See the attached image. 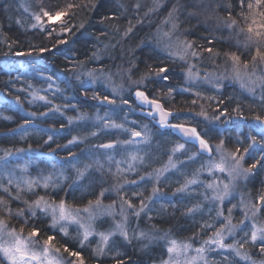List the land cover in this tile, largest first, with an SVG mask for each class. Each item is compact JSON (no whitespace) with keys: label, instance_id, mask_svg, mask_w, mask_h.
Wrapping results in <instances>:
<instances>
[{"label":"trees","instance_id":"1","mask_svg":"<svg viewBox=\"0 0 264 264\" xmlns=\"http://www.w3.org/2000/svg\"><path fill=\"white\" fill-rule=\"evenodd\" d=\"M129 1L131 0L125 4L121 0H45L49 9H58L53 12L65 10L66 14L63 15L64 20L58 23L49 24L47 19L45 23H39L40 27L36 28L30 27L32 23H35L33 20L20 13L21 9L17 5V1L0 0V159H2L0 160V185L8 186L12 195L17 193L14 182L12 185H8V180L2 176V173L4 172L7 176L5 173L7 172L14 181L17 175L12 169H16L17 164L21 166L22 162L19 164L17 161L3 157L6 156V152H10V156H12L17 154L18 149H23L22 152L35 150L45 155L36 164H34L35 161L27 158L34 165L27 175L28 178L32 177L35 181L38 176H42L41 174L55 178L58 170H61L66 177L65 181L48 183L47 188L38 184L33 191H28L25 188L24 191L20 192V197L23 200L31 202L38 196H44L50 202L58 203L63 199L70 208L83 209L88 206L89 201L94 203L100 198L101 191L105 190V185L96 182V177L100 178L101 169L103 173H106L105 178L107 180L109 178L117 183L131 184L124 194V201H130L132 205H140L142 201L152 196L153 185L151 182L145 181L143 183L146 185L136 186L133 185V182L150 173L159 164L160 158L168 161L170 159L169 153L171 151L163 143L157 127L148 125L146 119L137 117L132 111V102H128L126 97L116 104L119 109L124 106L125 110H122V113L107 112L108 116L102 123L106 125L107 129L95 137L91 136L96 132V127L93 129L90 125L81 126V123L77 126L74 121L77 120L74 118L76 116L67 110V106L81 102L89 109L83 115H94L99 107L98 98L108 97L110 100L105 87L77 85L74 84L72 77L93 59L95 55L93 52L94 42L101 30L113 32L122 40L124 37H128V41L124 43L125 47L134 51L136 56L139 55L135 75L143 74L145 76L146 73H150L146 77L153 76V79L150 80L154 81L148 80L150 82L146 85L152 96L148 95L153 99L162 101L168 110L180 112V115L175 118L176 123H180L179 118L182 116L188 114L197 116L203 110L212 117L225 118L224 122L227 128L223 138L227 140V144L232 145L231 148L234 150L239 148L240 153L244 152V148L249 147V138L252 139V137L256 138L257 144L264 146L262 143L264 134H258L253 126L251 127L252 132L249 134L247 126L257 116L264 119V106L254 102H246L239 95L232 96L228 93L227 88L221 94L213 95L199 90L188 93L180 92L179 90L183 89L185 66L179 62L182 65L180 68L179 63L177 64L156 47L154 25L159 26L162 18L148 13L140 6L130 5ZM182 2L189 1L169 0L167 4H177V11L173 12L172 10L170 13L172 16H177L179 20L183 19L185 14L197 16L192 28L185 32L189 34L186 39L192 43L191 52L201 56L211 70L230 59L226 53L236 52L241 56L242 61L251 60L254 49L247 56L242 49L236 48L233 42L229 40L230 34L227 31L225 35L219 34L215 38L209 37L211 36L209 31L215 28L219 15L227 14L225 11L228 10L226 9L227 6H230L232 9L230 12L234 15L238 10L237 17L240 19L238 22L240 26H243L244 20L239 15L241 12L240 0H192L193 5L190 8L185 7ZM246 4L247 0H245V12L247 11ZM68 5H73V7L68 8ZM141 10L145 11V16L136 17V14ZM34 11L37 12L35 7ZM79 21H83L85 24V32L82 35L78 33L80 30ZM145 28L149 29L151 34L149 40L141 44L142 39L134 40L133 38L137 32L143 31ZM232 36L230 35V37ZM209 48L212 49L211 52L207 51ZM41 49L45 50L40 51ZM70 52L73 53V56L68 55ZM17 53H23V55H17ZM84 61L86 62L84 63ZM97 67L104 73L109 72L104 62H99ZM160 67L167 69V72L162 75H167L168 80H163L155 74V69ZM124 83L126 85L125 81ZM169 88L173 89L170 95L168 94ZM57 92L58 97L55 96ZM122 101H127V103ZM194 101L195 103H193ZM57 109L59 110L57 111ZM126 111L134 116L138 122L137 127L133 128L125 124ZM245 120L248 123H245ZM112 122L124 125L128 133H131L130 130L136 131L147 126L150 137L143 144L137 146L121 144L124 139L128 138V134L113 129ZM99 125L96 123L97 127ZM197 128L201 130L203 137L208 138L210 142L212 141L213 135H209L212 133L208 126L198 124ZM213 131L216 129L213 128ZM76 135L82 136L83 141H79L75 137ZM73 137L77 141H73ZM70 141L73 142L69 143ZM109 141L116 142L118 147L113 151H103L99 146ZM262 150L260 149L252 155L251 162L247 166L250 168L254 161L258 170H252L243 197L244 201L247 199L256 205L259 209V216L264 222V202L259 200V196L264 194V157H262ZM70 151L71 153L68 155ZM110 154H116L118 159H131L135 155L140 160L137 164L140 169L138 168L134 175L128 174L126 171L116 172V161L112 162L108 158ZM70 156L74 158V161L68 160ZM199 159L205 161L201 157ZM203 167L205 166L203 165ZM203 167L202 169H204ZM78 169L84 171V179L81 182H78L81 177ZM179 169H187L191 173L196 168L183 162ZM170 175L172 178L170 183L159 186L164 194H160L159 198L150 201L147 212L141 219V224L147 228L170 230L180 240L195 239L201 235L205 237L214 236L216 228L203 212L198 215L191 214V218L186 216L185 213H189L188 205L192 202L191 198L177 191L183 185V183L177 184L178 173L172 172ZM20 177L24 180L22 173ZM89 177L94 178L92 186L87 185ZM0 195L9 200L14 207H17L14 200L3 191L1 192V189ZM102 201L105 202V198ZM227 206L236 210L232 214L233 223L240 224L243 216L239 207L241 206L239 200L233 198ZM10 207L12 206L10 205ZM11 219L8 220V224L17 230L22 226L24 219L28 220L24 234L32 226L39 228L40 236L37 239H46L48 235H55L54 243L57 247L64 249V246H67L70 251H80L85 264H118V261H122L123 264H157L153 260L147 262L139 257V251L134 250L138 249L131 248L130 245L123 246L122 251L117 254L104 256L97 255L93 243L88 242L83 248H79V238L73 235L65 237L60 232L49 231L51 228L49 219L42 214H37L35 218L25 214V217H13ZM172 223H174L173 227L171 226ZM207 225L210 228L205 231ZM246 227L248 224H243V231ZM213 229V232H208ZM246 249L251 252L253 260L264 259V254L259 253L260 246L258 244L248 245ZM156 251L163 253L161 248H157ZM225 263L238 264L234 259H229Z\"/></svg>","mask_w":264,"mask_h":264},{"label":"rangeland","instance_id":"2","mask_svg":"<svg viewBox=\"0 0 264 264\" xmlns=\"http://www.w3.org/2000/svg\"><path fill=\"white\" fill-rule=\"evenodd\" d=\"M33 1V2H32ZM216 6L218 4L214 3ZM17 5L20 6V13L25 16L26 18L33 20L34 22H37L35 20V15L39 14L42 17L41 22L34 23L33 25H36V27H40L39 23H45L47 20V17L43 16V12L41 9L48 11L49 13L54 14L55 10L54 8H50L47 6L45 0H17ZM36 8L37 12L35 13L34 7ZM48 9H47V8ZM139 7V6H137ZM177 9L173 10V12H176ZM219 11V9H218ZM204 12V11H203ZM247 12V11H246ZM64 20V16L60 17H54L52 21H49V24H55L58 23L59 21ZM171 21L175 20H168L165 18V29L166 32L169 33L168 35L163 34L161 31V28L159 29V45L161 49L166 52H180L181 54L184 55V58L181 59L180 55H170V57L176 61L183 62L187 66V74L185 78V84L188 89L182 90L184 92H190V91H212L215 93H220L221 90L225 89V85L231 84L233 87L227 88L228 93L231 94L232 96H241L244 98L246 102H254L257 104H261V106H264V65L260 64L259 61L256 63V67L253 68L251 60L249 59V67L247 69L241 68V78L236 79L234 77L233 73V63L230 60L228 62V65L225 66L222 70L217 67H215L213 70L209 68L208 65H206L204 62L205 60L199 56V55H192L191 49L188 50L186 54L183 53V49L177 48V44L180 41H187V37L189 34H186V31L182 30V34L179 33V37H173L174 31L170 30L169 28L172 25ZM245 24V21H244ZM243 24V26H244ZM169 26V27H168ZM225 30L228 32V34L233 35L230 37L229 35V40L233 42L234 46L236 48L242 49L246 55L254 49H245L243 47L244 43V35L239 34L238 28L232 27L229 28L228 26L224 27ZM177 31V30H176ZM175 31V32H176ZM242 60V59H241ZM191 69L193 76L191 78L188 77V71ZM207 69L209 71H207ZM91 73V75H89ZM74 80V84H82L86 86H102L105 87L108 91V96L110 100H114L115 103L109 105H116L118 104V101H121L122 99H133V97L136 99V91L139 89L137 85L131 84L127 81L124 80L123 76H120L118 73H102L98 72L96 70H93V68H87V67H82L79 71L78 74H75L72 76ZM126 82V85L124 83ZM254 81V83H253ZM243 84V86H242ZM252 89V91H249V89ZM135 95V96H134ZM59 96L58 92L57 95ZM108 103V101H106ZM121 110H125L124 106L120 108ZM128 110V109H126ZM122 111V112H123ZM141 111L148 112L147 109L141 108ZM136 114V113H135ZM108 114L106 112H103V110H99L95 114V119L94 121L97 124H100L98 127H96V132L95 135L100 133L101 131H106V125L102 124L107 118ZM214 117V116H213ZM213 117L209 114H207V118L205 116L198 117V120L196 117L187 115V116H182L180 119V124H184L185 126H191V127H198V124L201 125H206L209 128V131L213 135L212 141L210 143H213V152L214 155L211 159H199V153L196 152V150L192 148H189L188 146L184 145L183 148H179L178 146L172 148L171 153H169V157L171 158V164L169 163V168L165 171L164 169H161L159 171V178L157 179V171L154 172V175H152L148 180L151 182L153 187H156L159 189V186L163 184H169L170 180L172 179L170 174L172 172L178 173V178H177V184L183 183L182 187L183 190L179 191L180 194L188 195L191 198V203L188 205L189 209H193V211L189 212L190 214L193 215H198L200 212H203L205 216H207L211 224L216 228V231L219 230L223 224H225L227 221L225 220L226 217L231 219V223L234 225H238L236 230L229 235L227 231L224 232V237H225V243L226 244H235L237 248H239L240 244H244L243 248H240L241 255H236V251L232 249H221L218 248L216 245L213 244H205V241H208L210 238H214V236L208 235V236H198L195 239L194 238H188V240H180L178 239L173 232L170 230H163V229H148L143 227L141 223V219L147 212V208L150 204L151 200H155L160 197V194H164L161 192L159 189L158 192L155 194H152V196L149 199H146L143 201V211H140L141 209V204L140 205H132L131 208L128 207L126 203H124V194L128 191L130 188L131 184L127 183H121V182H115L111 181L109 178L108 180L105 178V174L103 173V170L99 172V177H96V182L98 184H103L105 185V190L103 197H100L101 199V204L99 207L93 203L92 205V212L94 219L89 220L88 214L84 212H80L79 216L80 219L83 223L89 224L91 223L94 233L92 236L89 237V240L86 243H93V248L96 250L98 254V249L103 248V253L98 254V256H104L107 254H117L121 252L123 246H135L138 248V250L143 251V254H148V256H155V251L154 249L161 248L163 250V254L165 255L164 259L162 260V263L164 261L169 260V253L167 252V248L170 246V241L175 240L178 242V244H184L187 243L191 245L189 248L188 252L186 254L182 253L179 257H177L174 253L172 254V260L176 261L177 259L179 260L180 264H186V261H190L192 257H196L195 264H226L225 262L228 261L229 259H234L238 264H264L263 261H255L251 257V252H249L246 249V246L249 244H252L250 241V236H251V231L253 230L252 226L255 224L257 227H264V222L259 216V209L257 211V214L255 216L252 215V208L251 206L253 205L252 201L247 200L244 201L243 197V192L246 190V184L247 180L249 177L252 175V170L257 171L258 166L255 168H252L250 172L244 173L241 171L239 175H236L235 178L229 176L228 171L221 172L219 170L213 169L212 171H209V166L210 163L212 162H219L220 157L222 155L221 152H218L216 150V145L220 143L221 140L224 141V153L226 154L227 152H235L232 147V145H229L226 143V139H224L225 131L227 126L225 125V118H221L219 120L213 119ZM154 119V118H153ZM155 121H152L153 123L155 122L156 125L158 121L154 119ZM264 120V119H261ZM76 125L79 126V123H82L81 117L77 120H74ZM254 121H257L256 118L252 119L250 123H248L245 120V123H248V133L250 134L252 132L251 127L254 126ZM125 124H128L132 126L133 128L137 127L138 122L134 119V116L130 114V112L126 111L125 118H124ZM154 123V124H155ZM173 124H179V123H173ZM250 124V125H249ZM122 125V124H121ZM172 125V124H171ZM165 126L162 128L157 126L158 130L163 129ZM80 128V127H78ZM115 130H120L126 134H128V138L124 139L121 144H125V141H132L131 143H126L129 146H137L143 144L146 140L149 139V134H148V129L147 126L141 127L140 130H136L142 133L141 136L139 137H133L131 133L126 131V127L123 125V128H117V127H112ZM213 128L216 129V131H213ZM256 128V127H255ZM132 131V130H130ZM201 131V130H200ZM257 133H260L261 130L259 131L256 128ZM95 135H92L91 137H95ZM79 141H83L82 136H75ZM75 139V141H77ZM120 144V143H119ZM250 144L252 145L251 148H249L248 153L245 152H238L237 155H243L244 159L241 161L243 168H247L249 163L251 162L252 155L260 149L262 150V157H264V146L259 145L257 143L250 141ZM249 144V145H250ZM234 146V145H233ZM195 154V155H193ZM30 158L31 160L35 161L34 164H36L40 159L44 158L45 155L43 153H38L35 150H28L25 152H17V154L12 155V156H4L3 158H7L9 160H14L19 162H22L21 166L16 165V169H12L15 174L17 175L14 178V185L16 182L21 183L22 188H26L24 182L28 180H33L34 178H28L27 175L28 173L32 170L34 165H32L27 158ZM108 158L112 161H116V172L117 169L119 168V172H129L130 169H135L137 167L138 161L140 160H132V159H121L117 158L116 154H110ZM2 160V159H0ZM170 160V159H169ZM119 162V163H118ZM188 164L190 167L196 168L195 170H199L198 174L199 176H194L193 178L188 177L190 171L187 169H179V166H181L182 163ZM1 163V161H0ZM199 163H201L199 165ZM175 164V167H172L171 165ZM205 167H203V165ZM234 162L231 160V158H228L225 160V165L227 168L231 169L233 166ZM131 165V167H129ZM202 166L204 169H202ZM49 168V167H48ZM194 170V171H195ZM7 176H5L4 172L2 173L3 177H6L7 180L9 179V175L7 172H5ZM21 173L24 177V180L21 179ZM38 176V178L35 180L37 181L38 185H43L45 181L48 183L50 182H57V181H65L66 177L64 173L61 170H58L56 173V177L52 178L51 176L43 175ZM204 176V179L202 177ZM22 177V178H23ZM148 178V177H147ZM201 178V180H200ZM84 179V175L78 179V182L82 181ZM93 177H89L87 180V185L92 186V180ZM194 179L196 182L192 184H188V180ZM142 181L138 182L141 183ZM137 183V184H138ZM1 184V183H0ZM133 183V185H137ZM212 184L213 187L209 188L208 185ZM228 184L229 185V190H228V195L225 196L223 201L217 200L215 197L218 193H222L224 191V185ZM140 185H146L145 183H141ZM180 188V189H181ZM104 189V188H103ZM2 192V189H1ZM112 196H114L112 198ZM108 197V198H107ZM105 198V202L102 201V199ZM107 198V199H106ZM236 198L239 200L241 203V206H239L242 210V216H243V221L248 224V227L244 228L243 231V224H238V223H233L232 219V214L236 211L234 208L228 207V203L230 202L231 199ZM17 202V207L11 208L13 211V217L15 216V212L18 209H25V214H29L27 210V206L23 203V199L21 198L20 200H15ZM109 205H113L111 209H108ZM123 209V211H122ZM229 209H231V213H229ZM73 212H75L76 209L70 208ZM139 211V215L137 216L135 213ZM248 212L247 218H245V212ZM109 212L111 214H109ZM218 213H222V215H218ZM37 214H42L45 217L49 219V225L51 224V216L50 214L46 215L45 213L41 212L40 210H37ZM0 217H6V213L3 211V208L0 207ZM12 217V219H13ZM25 217V216H24ZM11 219V220H12ZM122 224L124 226V229L127 231L129 239H125L119 232V230L116 229L117 224ZM8 226L12 228L9 224ZM68 232L69 235H73L76 238H79L78 233H80L82 230L79 228V225L76 223H69L67 224ZM206 230L209 229L210 227L207 225ZM59 230V227H57ZM213 230H210L208 232H213ZM238 232H240V235H238ZM248 235L246 236L245 233ZM28 233V232H27ZM24 234L25 236L27 235ZM100 233L108 234V233H114L113 235L110 236L107 244H104ZM141 233L144 235L141 236ZM62 234V233H61ZM63 235V234H62ZM68 235V236H69ZM64 236V235H63ZM245 240H248V243H244ZM259 242V241H258ZM257 242V243H258ZM85 243V245H86ZM84 245V246H85ZM122 245V246H121ZM39 247V246H37ZM203 247L205 249L204 253L198 254L196 252L197 248ZM80 248V247H79ZM60 256L63 257V259L67 261H76V257L69 256L68 253L64 252L63 248H60ZM119 250V251H117ZM203 256V259H200V256ZM153 259V258H150ZM0 264H8V262L5 260V258L0 255Z\"/></svg>","mask_w":264,"mask_h":264},{"label":"snow or ice","instance_id":"3","mask_svg":"<svg viewBox=\"0 0 264 264\" xmlns=\"http://www.w3.org/2000/svg\"><path fill=\"white\" fill-rule=\"evenodd\" d=\"M73 7V5H68V8ZM240 7L241 12L239 15L243 18L245 21L244 26H240L239 22L229 14L228 20H227V26L229 28L236 27L238 28L239 34H243L245 39L243 43V47L245 49H252L254 48V53L251 55V63L253 68L256 67L257 61L260 62V64L264 65V0H247L246 8L247 12L244 11L245 8V0H240ZM43 12V16L47 17L48 21H52L54 17H60L62 15L66 14L65 10H59L56 11L54 14L49 13L46 10L41 9ZM171 16V13L169 14ZM35 20L37 22H41L42 17L41 15L37 14L35 15ZM42 26V25H41ZM33 27H36V25H33ZM83 27V25H81ZM175 27V25H173ZM131 31V29H129ZM165 35H168L165 33ZM183 49V53L186 54L189 49L192 48V43L189 41H180L177 44V48ZM45 49H41L40 51H44ZM207 51L211 52L212 49H207ZM170 55H180V58L183 59L184 55L180 52H170ZM17 55H23V53H17ZM192 55H196V53H192ZM226 55L231 59L233 62V73L234 77L236 79L241 78V68L247 69L249 67V61L241 60V56L238 55L236 52L232 53H226ZM152 70L150 69V72ZM167 69L165 67H160L155 69V74L157 76H160L163 80H168L169 77L167 75H162L163 73H166ZM150 73H146L145 76L149 75ZM91 75V73H89ZM193 76V73L191 69L188 71V77L191 78ZM145 77H141L140 81H136L135 83H143ZM264 79V78H262ZM254 83V81H253ZM243 86V84H242ZM173 89H168V94L170 95L172 93ZM249 91H252L250 88ZM137 99L141 101L142 104H150L154 107L157 113H159L160 117V124L162 126L172 127L179 129L186 137L194 138L196 141L199 142L200 148L207 150L208 152H211V148L204 138L201 137L200 133L197 131L194 127H186L184 124H168V117L172 115L171 112H167L164 110V108L161 106V104L156 101L155 99H149V97L145 94L144 91L137 90L135 93ZM199 95V93H197ZM96 98V97H93ZM43 99V98H42ZM104 100H108V97H104ZM264 99V97H262ZM123 103H127V101H122ZM108 103L113 104L115 103L114 100H108ZM195 103V101L193 102ZM59 109H57L58 111ZM199 115L205 116L207 118V113L203 110L199 113ZM223 115V113H221ZM213 119L219 120L220 116L213 117ZM257 121H260L261 123H264V120H261L259 116L256 117ZM27 123V121H26ZM112 127L117 128H123V125L121 124H115V122H112ZM95 135V133H93ZM131 135L133 137H139L142 135L141 132L132 130ZM51 140V137H49ZM75 137H73V141H75ZM73 141H70L69 143H72ZM132 141H125L124 143H131ZM253 144L256 143V138L252 137ZM264 143V141H262ZM224 141L221 140L219 144L216 145V150L218 152H221L222 155L220 157L219 162H212L209 166V171H212L213 169L219 170L221 172L228 171L229 176L235 178L236 175H239L242 172L248 173L251 171L252 168L256 167V164H252L250 168H243L241 161H243L244 156L243 155H237V153L240 151L239 148L236 149L235 152H227L224 153ZM114 145L109 143L105 145H101V147L104 148H111ZM179 148H183L184 145H178ZM252 145L250 144L248 148H244V152L248 153L249 148H251ZM17 151L22 152L23 149H18ZM6 156H10V152L5 153ZM195 155V154H193ZM231 158V160L234 162L231 169L227 168L225 165V160ZM132 160H136L137 157L133 155L131 157ZM119 163V162H118ZM169 163L171 164V158L169 160ZM172 167H175V164L171 165ZM87 167V166H86ZM131 167V165H129ZM80 176L84 175V171L77 170ZM117 171L119 172L120 169L118 168ZM159 171H157V179L159 178ZM143 179V178H142ZM196 181L194 179L188 180V184L195 183ZM37 181L28 180L25 181L24 184L26 186V189L28 191H33L34 188L37 186ZM134 183V182H133ZM13 184V179L11 176L8 179V185ZM48 182L45 181L43 184L44 188H47ZM15 187L17 189V193L15 196L12 195L11 189L8 186L0 185V189L4 193L7 194L8 197H10L13 200H20V192L24 191L25 189L22 188L21 183L16 182ZM209 188H212L213 185L209 184ZM224 191L222 193H218L216 195V199L223 201L225 196L228 195L229 185L225 184ZM183 188L178 189L177 191H182ZM153 194L159 191L158 188L153 187L152 189ZM104 192L101 191L100 196L103 197ZM259 200L261 202H264V194L259 196ZM23 203L27 206V210L29 213V216L32 218H35L37 215V210H40L41 212L45 213L46 215L50 214L51 216V229L55 230L57 227H59V232L62 233L65 237L69 235L67 224L69 223H76L79 225V228L82 230L79 235V245L80 248H83L85 243L89 240V237L93 235L94 229L91 225L85 224L80 219V212H84L88 214L89 220L94 219L93 212H92V205L93 201H89L88 206L84 207L83 209H76L75 212L70 210V207L66 204V202L62 199L58 203L55 201H49L44 196H38L35 200L29 202L27 200H24ZM128 205L129 208L132 207V204L130 201H124ZM101 204V200L98 198L95 201V205L99 207ZM0 207L3 208V211L6 213L5 217H0V255H2L5 260L8 262V264H85V260L81 254L80 251H70L67 246H64V252H67L69 256L76 257V261H65L63 257H61L60 251L61 249L56 246L54 243L55 241V235H48L46 239H37V237L40 236V229L32 226L30 230L28 231L27 235H24L25 226L28 225V220L24 219L23 224L20 227L19 230L12 227L10 228L8 226V220H10L13 217V211L10 207L9 200L5 199L4 196H0ZM113 205H109L108 209H111ZM143 201L141 202V209L140 211H143ZM252 215L255 216L257 214L258 209L256 208V205H252ZM123 211V209H122ZM189 212L193 211V209H189ZM231 209H229V213H231ZM109 214H111L109 212ZM137 216L139 215V211L135 213ZM218 215H222V213H218ZM15 216L17 218H22L25 216V209H18L15 212ZM248 212H245V218H247ZM225 220L227 221L225 224L222 225V227L216 231L214 234V238H210L208 241H205V244H213L216 245L218 248L221 249H232L236 251V255H241L240 248L244 247V244H240L239 248L236 247L235 244H226L225 243V237L224 232L227 231L229 235H231L238 225H234L231 223V219L226 217ZM241 224L244 223L242 220L240 222ZM253 230L251 231L250 241L252 244H256L258 241L260 243V251L264 252V227H257L255 224L252 226ZM116 229L119 230L120 234L127 240L129 239L127 231L124 229V226L122 224H117ZM114 233H100L101 239L104 244H107L109 238ZM144 234L141 233V236ZM247 236L248 234L245 233ZM248 240H245L244 243H248ZM39 246V247H37ZM191 245L184 243V244H178L177 241L172 240L170 241V246L167 248V252L169 253V260L164 261L163 264H180L179 260L176 261L172 260V254L174 253L177 257H179L182 253L186 254L189 250ZM98 254L103 253V248H99ZM205 249L203 247L197 248L196 252L198 254L204 253ZM196 257H192L190 261H186V264H195ZM200 259H203V256H200ZM118 264H123L122 261H118Z\"/></svg>","mask_w":264,"mask_h":264},{"label":"bare ground","instance_id":"4","mask_svg":"<svg viewBox=\"0 0 264 264\" xmlns=\"http://www.w3.org/2000/svg\"><path fill=\"white\" fill-rule=\"evenodd\" d=\"M2 1H4V0H2ZM15 1H17V0H15ZM121 1L123 3H125V4L128 3V0H125V1L121 0ZM188 1L189 2H182V3H183V5L185 7L190 8L193 5V2H192V0H188ZM167 2H169V0H131V1H129V4L130 5H134V6H140V7L144 8L148 13H150V14L158 17V18H162L160 20V22H159V26L157 24L154 25L155 26V31H156V33L154 35L155 36V40H156V47H157L158 50L162 51L163 54H166L169 58H171L170 55L168 53L164 52L161 49L160 45L158 44L159 41H160V38H159L160 37L159 36V31L160 30L159 29L162 27L161 31L163 32V34L167 33L166 29H165V18H167L169 21L170 20H175V21H171L172 25H175V27L171 26L169 29L174 31V35H172V36L178 38L179 37L178 36L179 33L180 34L183 33L182 30L183 31H187L188 29L192 28V26L194 25L195 21L197 20V16L193 15V14H185L184 18L180 19V20L177 18V16H172V15L171 16L170 15L166 16L172 10H175L177 8V4H167ZM226 9H228V10H225L227 14L226 15H223V14L219 15V17L217 18L216 23H215L216 24L215 28H213V29H211L209 31V33L211 35L209 37L215 38L219 34L225 35L226 30H225L224 27L227 26V20H228L229 14H231V16L233 18H235L237 21H240V19L237 17L238 10H236V12H235V15H236V17H235V15L230 12V10H232L230 8V6H227ZM145 14H146L145 11L141 10L138 14H136V17H139V18L140 17H144ZM164 16H166V17H164ZM78 23L80 25V30H79L78 33H79V35L80 34L82 35L85 32L84 31L85 30L84 29L85 24H84L83 21L82 22L79 21ZM33 24L34 23H32L30 25V27H33ZM81 25H83V27H81ZM98 28H100V27H98ZM30 29H33V28H30ZM150 34H151V31L149 29L145 28L143 31L137 32V34L134 36L133 39L134 40L142 39V42H141V44H142L146 40H149ZM167 34H169V33H167ZM127 41H128V37H124V39L122 40L121 38L119 39L113 32H110V31H107V30H101L99 32V36L95 39V42H94L93 52H94L95 55H94L93 59L90 62H88L84 67L93 68V70H96L98 72L104 73L103 70H99V68L97 67L99 62H104V65H105L106 69L109 70V72H112V73L115 72V73H118L120 76H123L125 81H127V82H129L131 84H134V85L136 84L137 87L139 88L138 90L144 91L145 94L150 99H153V98H151L149 96V95H151L149 93L150 90L146 87V85L150 81H154V80H150V79H153V76L151 75L150 77H146L143 74L135 75L136 68H137V64L136 63L139 60V55L136 56L134 54V51L128 50V48L125 47L126 45L124 43L127 42ZM68 55L73 56V53L70 52ZM172 60L175 61L177 64L180 62V61H176L174 59H172ZM230 60L231 59H227L226 61L223 62L222 65H219L218 68L222 70L225 66L228 65V62ZM85 62L86 61H84V63ZM180 63L185 66V71L183 73V86H182L183 89H181L179 91L183 92V93H188V92L182 91V90L188 89L186 87V84H185V78H186V74H187V66L183 62H180ZM181 64H180V68L182 67ZM109 72H106V73H109ZM141 77H145L144 82L142 84L141 83H135L136 81H140ZM148 80H150V81H148ZM232 87L233 86L231 84H229V85L226 84L224 88L225 89L226 88H231L232 89ZM225 89L221 90L220 93H215V92H212V91H209V90L204 91V92H207V93H209L211 95H213V94H221ZM199 91H201V90H199ZM98 99H99V107L97 108L96 112H98L99 110H103V112H106V113L107 112H111V113L120 112V113H122V110L118 108V105H109V103L106 102L109 99L108 100H104L103 97L102 98H98ZM155 100H156V98H155ZM156 101H158L159 103H162L163 106L166 108V106L164 105V103L162 101H160L158 99ZM128 102H132L133 107H134V108L132 107V111H134V113H136V116L145 120L146 117L143 115L144 112L141 111V107H139V105L137 103V100L133 97V99H129ZM77 103L78 104H73L71 106H67V110H69V112L72 115L76 116V117H74L75 119H79L81 117V119H82L81 126L90 125L93 129H95V127H97L96 126V122L94 121L95 113H94V115H92V114H88V115L84 114L83 115V113L86 112V111H89V109H88V107L85 104H83L81 102H77ZM168 111L172 112L173 116H179L180 115V112H177L175 110H171L170 109ZM201 116L202 115H198L197 114V116H194V117H196V119L198 120V117L201 118ZM147 121H148V125H152V126L156 127V125L151 120H147ZM199 125H201V124H199ZM159 132L161 133V138L163 140V143L165 144V146L168 147V149L170 151H172V148L182 144L181 138L176 135V133L173 131V129L165 127L163 129L159 130ZM206 140H207V142L209 141L208 138H206ZM251 140L252 139L249 138V144H250ZM109 143L115 145V147L117 146L116 142H113V141H109V142L104 143V144H109ZM68 151H69V149H68ZM69 153H71V151L68 152V155H69ZM73 159L74 158H72V156H70L68 158V160H70V161L73 160ZM254 163L256 164V162L253 161V164ZM138 168L139 167L137 166V167H135V169H130L129 172H127V173L131 174V175H134V174H136V171H137ZM168 168H169V161L160 158L159 159V164H157L156 167H154V169L152 168L153 170H151L150 173H148L147 175H145V176H143L141 178H137L134 183L137 184L140 181H142L141 183H143L145 181H149L148 179L152 175H154V172H156L158 170H161V169H164L166 171ZM198 172H199V170L191 172V173H189L188 177L193 178L194 176H199ZM75 183H76V181H75ZM141 183H138L137 185H140ZM13 196H15V195H13ZM14 203L17 204V202L15 200H14ZM10 205L12 206L11 208H14V206L11 203H10ZM185 214H186V216L188 218H191V214L190 213H185ZM141 225L143 227L147 228L143 224H141ZM171 226L173 227L174 223H172ZM148 229H151V228H148ZM49 231H51V232H59L58 229L53 230L51 228H49ZM256 244H258L260 246L259 242L256 243ZM133 245H131L130 247L131 248H137V247H135ZM249 245H252V244H249ZM134 250L136 252L139 251L138 256L142 257L147 262L149 260H153L157 264H161L162 260L165 257V255L163 253H158L156 251V249H154L155 256H150V257L148 256V254H143V251L136 250V249H134ZM259 253L264 254V252H261V251H259ZM150 258H153V259H150ZM263 260L264 259H258L257 261H263Z\"/></svg>","mask_w":264,"mask_h":264},{"label":"water","instance_id":"5","mask_svg":"<svg viewBox=\"0 0 264 264\" xmlns=\"http://www.w3.org/2000/svg\"><path fill=\"white\" fill-rule=\"evenodd\" d=\"M137 100L139 101V104H141L142 106L146 107L150 111V112H145L143 115L146 118H148V119H151V118L156 119L158 121L157 126L160 127V128H162L163 126L159 122V120H160L159 113L156 112V110L154 109V107L152 105H150V104H142L139 99H137ZM160 104L164 108L165 111L170 112L167 109H165V107L163 106L162 103H160ZM172 118H173V114L168 117V123L171 122ZM256 124L262 130H264V123H261L260 121H258ZM165 127H167V126H165ZM168 128L173 129V131L176 133V135L181 138L182 142L187 143V144L194 145L202 155H205V156L211 155V152L212 151L211 152H208L207 150L201 149L200 148V145H199V142L196 141L194 138L186 137L179 129L172 128V127H168ZM113 148H115V145L113 147H111V148H104V147H102V149H104V150H109V149H113Z\"/></svg>","mask_w":264,"mask_h":264}]
</instances>
